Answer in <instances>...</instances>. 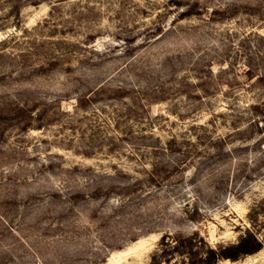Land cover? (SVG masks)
Here are the masks:
<instances>
[{
    "label": "rangeland",
    "instance_id": "374dc122",
    "mask_svg": "<svg viewBox=\"0 0 264 264\" xmlns=\"http://www.w3.org/2000/svg\"><path fill=\"white\" fill-rule=\"evenodd\" d=\"M261 35L264 0H0V264H264L218 252L264 241Z\"/></svg>",
    "mask_w": 264,
    "mask_h": 264
},
{
    "label": "trees",
    "instance_id": "16d2710c",
    "mask_svg": "<svg viewBox=\"0 0 264 264\" xmlns=\"http://www.w3.org/2000/svg\"><path fill=\"white\" fill-rule=\"evenodd\" d=\"M260 39L264 41V36L261 35ZM252 70H253V67L249 65V68L247 69V71L252 73ZM252 75L254 76V73ZM257 77L260 80H264V73L258 74ZM167 236H168L167 234L163 236L164 241H166ZM263 245H264V241L260 239L253 230L247 229V231L240 236L237 243H234L228 247L226 246L224 248H220L218 252L221 257H224V258L229 257L232 259H236L241 255L251 254V253H254L260 250L263 247ZM177 246L179 245H174L171 249H176ZM171 249H163L162 252L167 253ZM210 253L212 254L214 258L216 257V254H214L212 249H210ZM166 260H169V259H166ZM159 262L160 261L158 257L156 256V254H154V261L152 262V264H159Z\"/></svg>",
    "mask_w": 264,
    "mask_h": 264
},
{
    "label": "bare ground",
    "instance_id": "6f19581e",
    "mask_svg": "<svg viewBox=\"0 0 264 264\" xmlns=\"http://www.w3.org/2000/svg\"><path fill=\"white\" fill-rule=\"evenodd\" d=\"M126 254V252H123V254L121 255V257L119 258H117V261H121V259H122V257L124 256ZM115 258H116V256H115Z\"/></svg>",
    "mask_w": 264,
    "mask_h": 264
}]
</instances>
